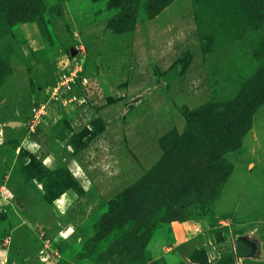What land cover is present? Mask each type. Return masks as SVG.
Masks as SVG:
<instances>
[{
    "label": "rangeland",
    "instance_id": "obj_1",
    "mask_svg": "<svg viewBox=\"0 0 264 264\" xmlns=\"http://www.w3.org/2000/svg\"><path fill=\"white\" fill-rule=\"evenodd\" d=\"M0 264H264V0H0Z\"/></svg>",
    "mask_w": 264,
    "mask_h": 264
},
{
    "label": "crops",
    "instance_id": "obj_2",
    "mask_svg": "<svg viewBox=\"0 0 264 264\" xmlns=\"http://www.w3.org/2000/svg\"><path fill=\"white\" fill-rule=\"evenodd\" d=\"M103 118V120L105 121L104 123H105V126H104V128H103V130H101V131H99L98 133H97V136H95L94 137V139L95 140H98L99 138H103V140H108V138H109V127H107V125H108V120L105 118V117H102ZM116 118V117H115ZM120 118H116V119H114V117L112 118V119H110V122H112V124H110V127H113L114 126V124H115V122L116 121H120L119 120ZM116 126V125H115ZM122 128V127H121ZM119 129H120V127H119ZM122 140H123V142H125L126 141V139H127V135H126V133L124 132V129L122 128ZM104 135V136H103ZM110 135H113V133H110ZM112 139H110V141H111ZM112 142V141H111ZM88 148V147H87ZM95 149V151H97L96 149L97 148H94ZM85 150V149H84ZM118 175V174H117ZM117 175H115V176H117ZM115 181L116 180H118V178H115L114 179ZM8 198V197H7ZM59 201V200H58Z\"/></svg>",
    "mask_w": 264,
    "mask_h": 264
},
{
    "label": "water",
    "instance_id": "obj_3",
    "mask_svg": "<svg viewBox=\"0 0 264 264\" xmlns=\"http://www.w3.org/2000/svg\"><path fill=\"white\" fill-rule=\"evenodd\" d=\"M236 252L239 255H246L253 251V246L242 239H238L235 242Z\"/></svg>",
    "mask_w": 264,
    "mask_h": 264
},
{
    "label": "built area",
    "instance_id": "obj_4",
    "mask_svg": "<svg viewBox=\"0 0 264 264\" xmlns=\"http://www.w3.org/2000/svg\"><path fill=\"white\" fill-rule=\"evenodd\" d=\"M68 89H70V87H68ZM60 96L58 95L57 96V94L55 95V97L54 98H59ZM73 99H71L70 101H72ZM43 109H44V106H41V107H34V114H35V118H39L40 116H39V114L40 113H43L44 111H43ZM37 120V119H36ZM33 126H31V130H33L34 129V125H36V123H34V124H32Z\"/></svg>",
    "mask_w": 264,
    "mask_h": 264
},
{
    "label": "trees",
    "instance_id": "obj_5",
    "mask_svg": "<svg viewBox=\"0 0 264 264\" xmlns=\"http://www.w3.org/2000/svg\"><path fill=\"white\" fill-rule=\"evenodd\" d=\"M204 104H206V103H204ZM204 104H202V105H204ZM202 105H200V106H202ZM186 117H187V116H186ZM169 133H171V131H169L167 134H169ZM167 134H165V135H167ZM163 137H164V136H163ZM163 137H161V138H163ZM166 155H167V151H165L163 157H166ZM163 157H162V158H163Z\"/></svg>",
    "mask_w": 264,
    "mask_h": 264
},
{
    "label": "clouds",
    "instance_id": "obj_6",
    "mask_svg": "<svg viewBox=\"0 0 264 264\" xmlns=\"http://www.w3.org/2000/svg\"><path fill=\"white\" fill-rule=\"evenodd\" d=\"M61 235H63V233H61Z\"/></svg>",
    "mask_w": 264,
    "mask_h": 264
}]
</instances>
